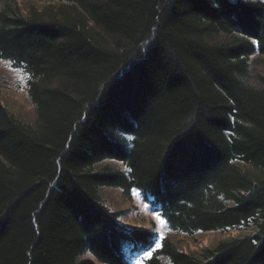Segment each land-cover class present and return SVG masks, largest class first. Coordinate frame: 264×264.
<instances>
[{"label": "trees", "instance_id": "16d2710c", "mask_svg": "<svg viewBox=\"0 0 264 264\" xmlns=\"http://www.w3.org/2000/svg\"><path fill=\"white\" fill-rule=\"evenodd\" d=\"M25 1L0 0V58L34 109L0 100V264L153 249L155 227L110 207L115 187L172 232L144 264H264V0Z\"/></svg>", "mask_w": 264, "mask_h": 264}, {"label": "rangeland", "instance_id": "374dc122", "mask_svg": "<svg viewBox=\"0 0 264 264\" xmlns=\"http://www.w3.org/2000/svg\"><path fill=\"white\" fill-rule=\"evenodd\" d=\"M48 1L37 0V3L42 4V2L47 3ZM27 2L31 1L27 0L24 4L27 5ZM256 68L264 72V56L258 58ZM26 85V73L21 68L13 66L10 61L0 58V100L11 110L33 118V104L26 90ZM112 162L123 167L120 161ZM104 195L109 199L108 203L112 209L123 210L119 219L122 223L130 227H155L158 234L155 247L160 246L163 236L172 234L166 219L143 198L138 189L133 188L129 197H126L121 188L118 187L105 189ZM250 231L246 227L232 228L227 231H199L194 236L180 235L178 238L183 249L198 250L201 246H213L218 240L242 235ZM152 250L129 254L130 264H144L145 258L152 253ZM79 261L84 264H106L99 261L90 252L82 254Z\"/></svg>", "mask_w": 264, "mask_h": 264}, {"label": "bare ground", "instance_id": "6f19581e", "mask_svg": "<svg viewBox=\"0 0 264 264\" xmlns=\"http://www.w3.org/2000/svg\"><path fill=\"white\" fill-rule=\"evenodd\" d=\"M130 259V258H129Z\"/></svg>", "mask_w": 264, "mask_h": 264}]
</instances>
